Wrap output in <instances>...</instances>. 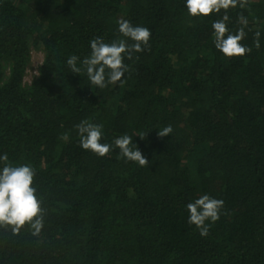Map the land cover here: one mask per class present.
<instances>
[{
	"label": "trees",
	"instance_id": "1",
	"mask_svg": "<svg viewBox=\"0 0 264 264\" xmlns=\"http://www.w3.org/2000/svg\"><path fill=\"white\" fill-rule=\"evenodd\" d=\"M245 14L264 28L262 0ZM121 17L151 29L150 48L126 61L124 85L98 91L64 61L114 39ZM32 48L43 59L26 84ZM86 118L109 140L138 131L149 165L82 151L73 126ZM0 151L36 167L47 209L43 242L0 237V264H264V37L224 58L182 0H0ZM203 193L225 202L207 237L184 207Z\"/></svg>",
	"mask_w": 264,
	"mask_h": 264
},
{
	"label": "clouds",
	"instance_id": "2",
	"mask_svg": "<svg viewBox=\"0 0 264 264\" xmlns=\"http://www.w3.org/2000/svg\"><path fill=\"white\" fill-rule=\"evenodd\" d=\"M254 0H182L183 12L189 19L210 20V35L216 53L224 58H246L253 47L261 48L264 28L259 18L252 20L245 14ZM264 2V0H262ZM236 11V26L232 27L230 13ZM253 36L252 46L244 43L248 33ZM115 38L105 40L97 35L88 41L89 51L82 58L76 54L67 56L66 69L73 74L83 75L90 88L98 91L122 86L131 65L126 61L139 59L137 54L150 48L152 31L141 24L125 18L116 20ZM78 137V146L97 158L115 154L116 159L138 167L149 165L141 153L134 137L139 132H124L106 137L103 122L91 118L81 119L73 126ZM173 126L167 124L157 131L160 138L171 136ZM141 137V136H140ZM61 139L69 141V134ZM37 169L31 162L12 159L8 152L0 151V237L4 240L31 237L43 242L46 228L47 209L45 197L36 183ZM224 200L203 193L186 203L187 224L194 226L201 237H207L213 224L224 215Z\"/></svg>",
	"mask_w": 264,
	"mask_h": 264
},
{
	"label": "rangeland",
	"instance_id": "3",
	"mask_svg": "<svg viewBox=\"0 0 264 264\" xmlns=\"http://www.w3.org/2000/svg\"><path fill=\"white\" fill-rule=\"evenodd\" d=\"M42 59H43L42 51L32 48L30 53V62L27 66L24 77V82L26 84H29L33 80V78L36 77L37 68L41 64Z\"/></svg>",
	"mask_w": 264,
	"mask_h": 264
}]
</instances>
